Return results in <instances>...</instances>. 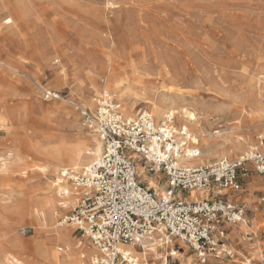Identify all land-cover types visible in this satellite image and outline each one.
I'll list each match as a JSON object with an SVG mask.
<instances>
[{
  "label": "rangeland",
  "instance_id": "obj_1",
  "mask_svg": "<svg viewBox=\"0 0 264 264\" xmlns=\"http://www.w3.org/2000/svg\"><path fill=\"white\" fill-rule=\"evenodd\" d=\"M14 5L19 6L20 13L15 25L5 26L0 18V101L10 104L15 120L22 115L31 121L39 120L45 133L53 132V125L68 135L87 136L79 111L61 100L45 97L43 91L56 92L67 100L82 86L91 95L87 74L94 71L102 77L105 69L112 67L134 84L132 91L125 92L124 100L134 103L136 111L149 110L150 94L156 101L164 96V105L176 94L174 101L179 106H188L186 109L198 115L193 129L202 134L192 142L176 119L173 127L180 132L176 136L184 141L183 150L189 147L198 150L199 157H207L202 166L221 161L209 159V152H225L230 161L243 156L249 148L228 152L231 144L239 141H252L250 144L258 148L264 145V133L254 111L259 101L264 105V0H0L2 19L6 9ZM9 67H16L22 74ZM52 107H65L68 112L52 113ZM46 116H50V122L44 121ZM14 124L17 127L22 123ZM261 133L263 139L259 138ZM13 136L0 128V146L5 142L6 148H15ZM175 140L178 143V137ZM21 153L33 157L30 164L41 161L26 150ZM129 157L140 172L142 159L135 153ZM21 170L17 169L10 178H0V236L6 246L14 239L24 240L27 248L22 258L35 263L39 258L33 238L50 237L51 233L40 234L29 216L17 214L14 209L26 204L28 189L45 187L52 177L29 173L20 179ZM140 180L160 196L167 191L165 174L146 172ZM237 193L233 195L239 196L237 205L245 209L249 220L258 223L261 231L230 237L234 257L210 259L208 264H246L247 257L252 264H264L251 252L259 241L264 251V176L248 165V175L241 180ZM182 197L203 199L205 194L182 192ZM56 209L57 229L71 231L72 245L80 248L77 251L92 247L91 240L74 226L61 225L73 209ZM21 229H30L31 234L21 237ZM180 243L184 244L177 241L169 249L180 248ZM184 245L186 262L199 264L192 248ZM52 246L60 254L66 251L64 244L54 242ZM60 248L64 251H58ZM162 262L148 259V264ZM168 264L178 262L168 256Z\"/></svg>",
  "mask_w": 264,
  "mask_h": 264
},
{
  "label": "built area",
  "instance_id": "obj_2",
  "mask_svg": "<svg viewBox=\"0 0 264 264\" xmlns=\"http://www.w3.org/2000/svg\"><path fill=\"white\" fill-rule=\"evenodd\" d=\"M77 110L83 126L103 142L104 152L82 173L62 174L74 191H80L77 206L63 223L74 226L101 250L97 264H135L121 246L142 249L143 244L152 242L169 247L182 241L195 252L199 264L232 257L224 243L225 231L218 224L240 223L245 209L228 201L186 202L180 195L213 186L239 192L248 165L264 176V145L233 161L224 159L209 166L190 167L178 163L176 133L169 120L156 123L148 114L127 120L120 104L110 98H102L94 112ZM182 148L180 155L184 154ZM156 149L162 154H156ZM192 151L191 158H198L199 151ZM130 153L142 159V171L138 172ZM146 172L165 174V197L141 182ZM20 234L29 236L31 230L22 229Z\"/></svg>",
  "mask_w": 264,
  "mask_h": 264
},
{
  "label": "bare ground",
  "instance_id": "obj_3",
  "mask_svg": "<svg viewBox=\"0 0 264 264\" xmlns=\"http://www.w3.org/2000/svg\"><path fill=\"white\" fill-rule=\"evenodd\" d=\"M18 7V5H14L13 8L6 9L7 11L5 10L6 12L4 13V15L6 16L4 19H2V16H0L5 26L7 25L10 27L15 25L17 19L20 17ZM19 50H21V48ZM56 63H59V61L57 60ZM9 68L10 70H13V72L22 74L19 70L15 69L16 67ZM105 71L106 73L102 77H98L94 71H91L87 74V80L90 82L91 85V88L89 89L91 95L85 93V90L82 86H80L77 92L67 100L63 99L56 92L51 93L48 91H43V95L45 97L47 95V97L49 96L53 99L61 100L65 104L74 106L76 110L82 108L88 109L92 112L96 110L102 98H110L116 100L120 104L121 112L127 120H135L141 113L150 115L156 123H159L161 121L167 123V121H165V119H167L170 121V123L173 124L174 119H176L179 123H181V127L186 131L185 133L187 135V140H190L192 142L193 139L199 137L202 134L201 131L193 129L194 126L197 124L198 115L196 116L192 112L193 110L190 112L188 109H186L188 106L186 108H184L185 106L181 107L182 105L179 106L180 104H177V102H175L176 100L174 101V97L176 94H172L174 95L173 99L172 96H170L172 101H169V103H166L165 105L164 96L160 100L156 101L155 98H151L154 95L150 94L148 97L149 104L147 105L149 110L136 111L134 103H127L126 99L124 100V95H126L125 92L132 91V86L134 84H131V79H127L126 76L121 73V71L112 67L110 70L105 69ZM144 89L145 87L143 88V90ZM134 95L136 94L134 93ZM254 97H252V100ZM9 109L10 104L7 101H0V128L6 131L8 136L14 135L13 143L16 145L15 148L8 149L6 148V143L4 142L0 146V178L12 177L16 173V170L19 168L23 170H21L20 172V179L23 178L25 175L27 176L29 173H37L41 176L51 175L49 177H52V180L51 182L47 183L45 187L36 186L28 189L25 194V196L27 195L26 204L17 205V208L14 209L17 214H25L29 216L32 221L36 224V228L40 234L49 231L51 233V236L33 238L34 240H32V244L35 248L36 256L39 258V262L35 263H28L27 261H25L24 258H22V253L27 248L26 242L24 240L14 239L12 240V242L9 243V245L6 246L3 243V241L5 240L3 238V235L0 236V264H97L98 260L102 255L101 250H99L92 244V247H88L86 251L85 249L77 251L79 247L75 248L72 245L71 231L68 229H57L58 211L56 212V208L61 207L65 209H75L79 201L80 191H74L72 189V186L69 185L68 180L63 178L62 174H66L71 171L75 173H82L93 162L99 160L104 152L103 142L96 134L91 131H88L87 136H84L81 133L72 136L61 132L59 130V126L53 125H51V129H53V132L45 133L40 129L41 123L39 120L33 119L31 121L28 118L26 119V116L24 117L22 115L18 118L16 115L17 119L15 120L11 115ZM51 110L52 113H55L57 110L68 112V109H66L65 107H59L57 110L55 107H52ZM254 111H256V117L259 121V123L257 124L263 130L264 133V105H262V103L259 101L257 103V108ZM44 121L50 122V116H46L44 118ZM74 122L77 123L76 121ZM74 122L73 124L75 125ZM14 123L22 124L15 127ZM173 129L176 135L180 133L176 128L173 127ZM218 133H220V131H218ZM263 133L260 134V139H263ZM177 137L179 141L175 153L178 158V163L190 167L202 166L207 157L200 156L198 158H191L193 151L192 148L189 149V147L188 149L184 150L183 155H180L179 147H182L185 144L183 139H180L179 136H174V138ZM250 142L252 141H239L237 143L231 144L228 151L229 154H232L234 151L244 152L246 148H249V151L251 149L257 148L251 145ZM168 149L170 150L171 147L168 146ZM22 150H26L32 153L34 156H39L41 158L40 163L30 164L29 161H33V157L29 155L24 156L21 153ZM154 151L158 155L162 154L161 150L156 149ZM249 151L244 152V155L249 153ZM164 155H166V153H164ZM207 156H210L209 159L211 157H215L219 158V160H224L228 157L225 152L221 154L209 152L207 153ZM209 165H211V162H209ZM44 179H46V177ZM44 179L42 181H44ZM166 193L167 192H165L162 196L158 194L157 195L162 198L166 196ZM5 206L6 208L9 207L8 205ZM65 219L66 218H64V220ZM61 225L65 224L62 222ZM21 230L19 231V233L21 232ZM252 231H256L257 233L261 231V228H259L258 223L255 222L254 219L251 220L250 223L244 221L243 223L234 226V233L239 238L242 235L246 236ZM5 232L8 234L10 233L9 227L7 225H5ZM20 236L24 237L21 234ZM54 242L64 244L66 246V251L60 248L58 249V251H64V253H58L57 250L52 246V243ZM179 245H181L180 248L169 249V247H166L158 242H152L143 244V248L139 250L134 246H121V250L124 253L131 254L135 261V264H148L149 258H152L155 261L163 260L161 264H168V256L176 260L178 264H190L185 260V257L187 255L186 250L183 251V249L187 246L181 243ZM161 250H164L165 254H162L164 252L161 253ZM166 251H168V253H166ZM251 252L253 256H257V261L259 263L264 261V251L260 241L258 242L256 248H254ZM247 258L246 264H252V261Z\"/></svg>",
  "mask_w": 264,
  "mask_h": 264
},
{
  "label": "crops",
  "instance_id": "obj_4",
  "mask_svg": "<svg viewBox=\"0 0 264 264\" xmlns=\"http://www.w3.org/2000/svg\"><path fill=\"white\" fill-rule=\"evenodd\" d=\"M198 167V166H197ZM142 171V170H141ZM194 191H192L191 193H193ZM202 193L205 194V197L203 199H200V198H197V197H194L193 199L191 200H186L182 197V193L180 195V199L182 201H186V202H195V201H201V200H208V201H212V202H216V201H228V202H232L234 204L237 205V202H236V198H238L239 196H237L236 198H233V195L234 194H238L236 192H232V191H229V190H221L219 188H217L216 186H213L211 187L210 189L206 190V191H203ZM247 193V192H246ZM242 195L244 194V192L241 193ZM247 195V194H246ZM245 196H243V200L245 199ZM246 216V215H245ZM248 216H246L240 223L236 224V225H239L241 223H243L244 221H246L247 223H250L251 220H249L247 218ZM236 225H229V224H225V223H219L218 224V227L220 229H223L225 231V234H226V238L224 240V243H225V246L230 250L232 251V257H222V258H212V259H215V260H218V261H222L224 259H232L234 257V254H233V250H232V246L230 244V237H234L236 234L234 233V226ZM177 242V241H176ZM182 242V241H181ZM185 244V243H184ZM174 245V244H173ZM172 245V246H173ZM170 247V246H169ZM177 249V248H176ZM232 262V261H231Z\"/></svg>",
  "mask_w": 264,
  "mask_h": 264
}]
</instances>
